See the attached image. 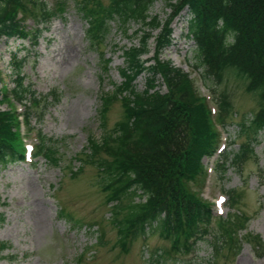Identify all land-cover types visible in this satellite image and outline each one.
I'll use <instances>...</instances> for the list:
<instances>
[{"label":"trees","instance_id":"obj_1","mask_svg":"<svg viewBox=\"0 0 264 264\" xmlns=\"http://www.w3.org/2000/svg\"><path fill=\"white\" fill-rule=\"evenodd\" d=\"M69 1L86 22L88 46L105 69L110 61L99 49L105 46L112 25L124 34L131 23L140 26L135 32L138 45L122 51L121 83L99 96L97 117L103 134L99 140L88 137L86 147L100 173L99 187L113 204L110 222L121 250L125 252L131 242L158 232L170 244L164 256L190 254L198 242H209L218 253L219 241L237 240L235 231L225 227L228 216L213 215L212 205L193 186L203 185L207 172L201 161L214 156L220 142L217 126L227 125L232 110L226 95L216 94L226 77L245 83L262 105L253 117L239 124L235 138L244 142L237 150L224 153L213 172L222 180L229 168L241 173V165L254 154L264 135V0H176L169 3L171 14L164 22L150 14L156 0H107V4L63 0L52 8L45 0H0V41L31 39L36 44L40 32L64 12ZM184 11L188 16L186 36L194 43L193 69L199 70L198 79L215 95V115L192 75L161 59L172 44L171 20ZM28 20L36 27L32 34L25 25ZM159 29L152 58L143 59L149 53L152 32ZM23 64L24 59L10 56L11 89L0 71V105L8 107L0 110L2 167L24 161V141L32 133L33 159L56 160L53 140L31 120L40 124L52 102L58 101L57 94L37 93L26 81ZM142 74L146 75L145 87L137 91L134 82ZM115 101L121 103L123 118L105 130L106 114ZM227 194L231 204L237 195L233 190ZM3 220L0 214V224ZM216 222L221 231L212 227ZM7 248L0 242V254Z\"/></svg>","mask_w":264,"mask_h":264},{"label":"rangeland","instance_id":"obj_2","mask_svg":"<svg viewBox=\"0 0 264 264\" xmlns=\"http://www.w3.org/2000/svg\"><path fill=\"white\" fill-rule=\"evenodd\" d=\"M59 1L63 0H45L51 8ZM101 1L107 4V0ZM175 1L156 0L150 14L164 22L171 14L169 3ZM187 19L184 11L171 20L172 44L161 59L190 73L214 112L215 95L198 79L199 70L193 69L194 43L186 36ZM25 25L32 34L36 28L33 23L27 21ZM139 27L131 23L124 34L112 25L105 46L99 49L110 61L106 69L98 54L89 48L86 22L71 1L40 32L36 44L31 39L0 41V71L8 88L13 87L9 63L10 56L15 55L18 60L24 59L23 73L33 89L41 95L54 91L58 99L46 110L40 124L31 120L53 140L55 162L40 158L34 165H0V214L4 219L0 242L8 246L0 254V264H264V135L255 145L254 154L241 165V173L229 168L222 180L209 170L205 183L193 186L213 205L215 214L220 210L223 218L228 216L225 227L234 229L237 240L232 237L228 242L219 241L218 253L209 242H198L190 254L171 253L167 257L164 253H168L170 244L155 232L131 242L125 252L121 250L117 231L110 222L113 204L99 187L100 173L94 160L88 158L86 147L88 137L99 140L103 134L97 117L99 96L121 83L122 51L138 45L135 32ZM159 33L160 29L152 32L149 53L143 59L152 58L154 38ZM145 76L135 80L137 91L144 89ZM222 92L232 107L222 129V148L227 145L226 152H231L244 142L243 138H235L239 124L253 117L262 102L247 91L245 83L233 78L226 77L218 86L216 94ZM7 109L5 104L0 105V110ZM122 118L121 103L115 101L106 114L105 130L112 129ZM31 136L27 142L34 141ZM201 162L207 169L212 167V161L206 158ZM229 190L237 195L231 204L227 199ZM218 224L212 223L215 231L220 230Z\"/></svg>","mask_w":264,"mask_h":264}]
</instances>
